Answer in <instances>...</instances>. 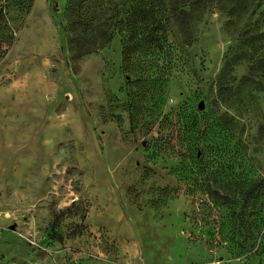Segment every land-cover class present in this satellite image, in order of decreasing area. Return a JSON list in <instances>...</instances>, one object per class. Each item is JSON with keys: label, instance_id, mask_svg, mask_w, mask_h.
<instances>
[{"label": "rangeland", "instance_id": "obj_1", "mask_svg": "<svg viewBox=\"0 0 264 264\" xmlns=\"http://www.w3.org/2000/svg\"><path fill=\"white\" fill-rule=\"evenodd\" d=\"M66 7L33 0L0 59V209L56 214L34 234L2 215L0 264H264L235 239L210 245L227 209L203 189L232 152L235 168L264 177V0H208L181 29L172 22L161 49L138 45L126 61L118 33L72 55ZM53 191L76 202L56 209Z\"/></svg>", "mask_w": 264, "mask_h": 264}, {"label": "trees", "instance_id": "obj_2", "mask_svg": "<svg viewBox=\"0 0 264 264\" xmlns=\"http://www.w3.org/2000/svg\"><path fill=\"white\" fill-rule=\"evenodd\" d=\"M207 1L67 0V22L60 23L61 34L64 45L72 55L82 57L104 47L118 33L121 36V52L126 61L129 53L138 45H143V49L150 54L155 53V49H161L172 22L181 29L188 24L193 13L205 8ZM32 4L33 0H0V59L14 42ZM53 9L57 10V6L53 5ZM231 10L235 11L236 8ZM135 37L139 38L133 40ZM226 123L238 125L232 116H228ZM236 131L233 126L230 127V136L233 137ZM196 147L199 160L206 162L203 157L206 151L204 142L201 141ZM236 161L238 162L237 154L232 152L224 178L217 176L216 180L211 181L208 177L203 185L214 209H227V218L225 216L214 220L222 237L218 236L219 240L212 238L209 243L227 250L221 238L225 243L227 237L235 239L237 248L251 262L257 253L264 254V177L254 176L243 167L235 168ZM226 228L229 236L224 232Z\"/></svg>", "mask_w": 264, "mask_h": 264}, {"label": "crops", "instance_id": "obj_3", "mask_svg": "<svg viewBox=\"0 0 264 264\" xmlns=\"http://www.w3.org/2000/svg\"><path fill=\"white\" fill-rule=\"evenodd\" d=\"M52 116V111H48V116L47 118L44 119V122L47 120H49ZM42 123H43V119L41 121H37V125L34 127L33 130H31L37 137L38 136H43L47 131V129L45 127H42ZM49 168V167H48ZM47 169H44V171H49ZM52 184V183H51ZM56 192L53 191V196L54 199L56 201H58V205H60V208H56V209H62L63 207H65L64 205H66L65 203H73L76 202V198H70V200L68 202H61L62 200V196L61 194L57 193L54 194ZM79 200V198H78ZM14 210V211H13ZM54 209H51L50 206H43L40 210V212H38V215L35 216L34 214L26 215V217H23L24 215L22 214H18L16 213V209L15 206L14 208H10L8 209H4L1 210L0 209V217L3 215L4 217H6L7 220H9L11 222L12 221H20V218L22 220V218H24V220H22L23 224H25L28 228V230L30 231L29 233L34 234L38 231V229L40 230V223L43 226V230L47 227L52 228L53 224H54ZM87 217H89L90 219V215L88 214ZM42 218V219H40ZM11 230H13L14 232H17L18 235H21L19 231H17V223H13L10 224L8 226ZM1 235V234H0ZM44 235V233H43ZM22 236V235H21ZM93 264H119V260H108V259H96L94 261H91ZM83 264V263H82Z\"/></svg>", "mask_w": 264, "mask_h": 264}, {"label": "water", "instance_id": "obj_4", "mask_svg": "<svg viewBox=\"0 0 264 264\" xmlns=\"http://www.w3.org/2000/svg\"><path fill=\"white\" fill-rule=\"evenodd\" d=\"M200 107H201V108H203V106H202V105H201Z\"/></svg>", "mask_w": 264, "mask_h": 264}]
</instances>
